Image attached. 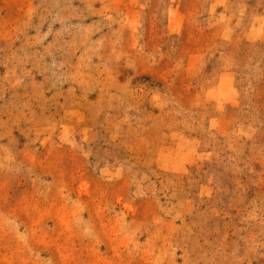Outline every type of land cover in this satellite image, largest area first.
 <instances>
[{
  "label": "rangeland",
  "instance_id": "rangeland-1",
  "mask_svg": "<svg viewBox=\"0 0 264 264\" xmlns=\"http://www.w3.org/2000/svg\"><path fill=\"white\" fill-rule=\"evenodd\" d=\"M0 264H264V0H0Z\"/></svg>",
  "mask_w": 264,
  "mask_h": 264
}]
</instances>
